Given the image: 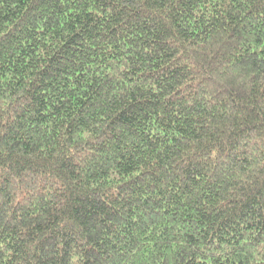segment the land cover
I'll return each mask as SVG.
<instances>
[{
  "label": "trees",
  "instance_id": "obj_1",
  "mask_svg": "<svg viewBox=\"0 0 264 264\" xmlns=\"http://www.w3.org/2000/svg\"><path fill=\"white\" fill-rule=\"evenodd\" d=\"M0 264H264V0H0Z\"/></svg>",
  "mask_w": 264,
  "mask_h": 264
}]
</instances>
